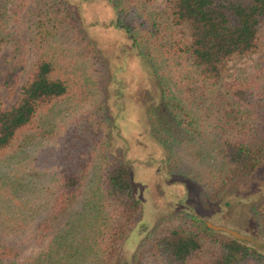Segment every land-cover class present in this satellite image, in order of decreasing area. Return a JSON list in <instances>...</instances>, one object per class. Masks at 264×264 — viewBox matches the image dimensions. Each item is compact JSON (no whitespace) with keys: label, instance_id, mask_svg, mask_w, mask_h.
I'll return each instance as SVG.
<instances>
[{"label":"trees","instance_id":"trees-1","mask_svg":"<svg viewBox=\"0 0 264 264\" xmlns=\"http://www.w3.org/2000/svg\"><path fill=\"white\" fill-rule=\"evenodd\" d=\"M12 1L0 0V49L28 0ZM108 1L115 10L110 23L125 32L156 78L167 109L162 115L169 113L186 134L177 137L148 102L151 132L169 152L163 171L198 183L210 202L228 204L230 195H223L230 185L264 165V0H163L160 8L156 0ZM33 6L34 58L28 65L21 56L3 80L12 88L25 73L14 103L0 102V153L24 166L26 146L57 132L53 116L77 113L55 147L59 168L49 183L36 188L32 174L0 175V187L7 184L0 191V232L16 233L41 215L33 236L42 241L21 258L18 247L0 241V264H264L263 248L210 227L180 199L141 228L130 262L117 263L142 204L132 161L109 150L108 62L67 0H33ZM252 54L255 74L238 68L229 76V61ZM258 186L247 199L264 236V188ZM28 191L36 204L28 206Z\"/></svg>","mask_w":264,"mask_h":264},{"label":"rangeland","instance_id":"rangeland-1","mask_svg":"<svg viewBox=\"0 0 264 264\" xmlns=\"http://www.w3.org/2000/svg\"><path fill=\"white\" fill-rule=\"evenodd\" d=\"M67 1L80 16L89 36L108 62L111 78L105 88V101L109 120L115 125L110 129L109 150L115 154H122L132 161L133 189L142 204L138 226L131 229L126 241L122 243L117 263L123 259L130 262L131 254L145 234L143 231L167 214L169 207L176 206L179 199L180 203L191 206L196 213L206 217L207 221L235 229L252 236L259 243H264V236L257 227L255 215L247 199L248 193L257 188L260 179L264 180V165L250 177L230 185L223 195L224 197L230 195L228 204L210 202L200 185L191 179L180 178L174 172L166 175L161 167V160L167 157L169 152L151 132L148 102L153 101L161 121L171 127L177 137L186 134L179 131L169 113L162 115L167 109L158 99L156 78L150 66L134 52L125 32L110 23L115 17L112 3L108 0ZM15 3L16 0H13L10 5L13 6ZM154 5L162 7L163 0H156ZM33 8V0H28L19 20L13 18L10 21L9 41L0 49V102L4 106L14 103L25 78V73H20L14 86L9 88L3 82L8 69L17 63L21 56L28 65L34 58V48L29 40L35 17ZM256 58L257 54H252L229 61V76L235 75L238 68L255 74ZM76 113L60 111L57 116H53L60 125L57 132L43 140L39 136L26 146L25 158L22 161L24 166L16 168L17 161L7 159L9 157L7 153H0V175L4 173L9 175V178L23 175L29 179L32 174L30 185H35L36 188L42 186V181L49 183L50 173L59 168L55 147L69 132L70 121ZM27 171L30 175L26 174ZM5 186L7 184L0 187V191H3ZM31 192L28 191L24 195L32 196L28 206L39 201ZM40 216L16 233L5 235L0 232V241L18 247L20 258L33 254L42 245V241L33 236L35 224ZM261 248L264 250V247Z\"/></svg>","mask_w":264,"mask_h":264},{"label":"water","instance_id":"water-1","mask_svg":"<svg viewBox=\"0 0 264 264\" xmlns=\"http://www.w3.org/2000/svg\"><path fill=\"white\" fill-rule=\"evenodd\" d=\"M207 224L210 227L214 228V229H222V230H225V231L230 232L231 234H233L236 237H239V238H242V239H246V240L252 241L258 247H264V243H259L258 241H256V239H254L250 235L242 234V233H240L239 231H237L235 229H230V228H226V227L221 226V225H216V224H214V223H212L210 221H207Z\"/></svg>","mask_w":264,"mask_h":264}]
</instances>
